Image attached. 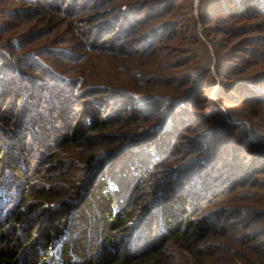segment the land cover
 Returning <instances> with one entry per match:
<instances>
[{
  "label": "trees",
  "instance_id": "16d2710c",
  "mask_svg": "<svg viewBox=\"0 0 264 264\" xmlns=\"http://www.w3.org/2000/svg\"><path fill=\"white\" fill-rule=\"evenodd\" d=\"M31 1L41 2L40 0ZM49 1L54 0H47L44 8L64 13L62 6H48ZM92 1L93 5L115 3L113 7L115 15L103 21L101 31L109 35L105 43L100 47L87 46L85 51L97 50L117 59L126 56L127 59L124 62L151 65L148 71L152 73H146L148 71L145 69L133 71L131 67H126L124 70L131 73L133 80L136 79L128 83V87L123 90L91 89L84 97L75 90L82 82L78 81L75 86H71L69 79L55 75L60 84L65 83L71 86L59 94L60 99L55 97L58 93L52 91L54 89L57 91L61 87L49 88L41 80L29 76L30 73L25 70V64L28 62L25 54H20L15 60H9L2 55L4 64L8 66L19 64L20 68L13 67L12 72L0 73V89H5L4 87L7 86L8 89L6 88L4 92H10L6 99L0 100L1 109L5 108L6 100L10 99L14 102L19 98L17 92L26 87H31V94L36 91L39 94L48 92L50 97L46 103L28 97L25 103L28 108H22L23 115L21 113L20 118L16 115L18 108L13 109L12 105L9 107L7 105L5 116L1 117L0 113L2 128L0 132H4L0 133V140L4 144L0 147V264H218L217 262L222 261L229 252L232 254L230 258L234 259V262L230 264H264V245L262 244L258 247L260 253L253 255V259L247 257L240 259L225 246L226 243L230 247H240L242 251H246L245 255L250 252V246L247 245L249 241H235L234 236L233 238L230 236L234 226L225 224L224 221L231 220L228 216L219 222L220 217L215 219L212 214L208 215L207 218L203 217L197 222L200 228L193 229V219H186L199 201L214 194L212 190L215 187L212 183L221 177L217 175L220 169L225 170L226 173L219 184L227 186L229 190L244 186L254 188L257 186L258 175L264 174V123L250 121L252 126L250 123L247 126H235L226 117L210 113L202 118L209 120L213 126L203 135L189 139L187 132L190 126L183 125L179 119L187 115L191 108H198L200 99L194 94L199 87L194 89L182 87L171 97H164L161 94L164 86H170L172 82L179 79L183 85L192 79L197 83L201 80L202 82L210 81L211 69L205 73V77L202 73L190 76L182 75L181 68L173 67V64L180 61L171 64L167 61V57L164 58L167 62L163 64H158L154 60L147 63L152 57H157L156 50L161 43L188 38L187 33L190 27L179 14L178 7V4L186 0ZM198 9L205 26L211 23L217 24L208 27V32L222 36L225 42H233L224 48L226 53H223L221 63L216 64L215 68L217 75L229 80L230 84L236 83L234 76L243 71V67L233 62L250 64L252 62L249 63L244 58L246 59L247 56L252 58L257 54V51L253 52L244 46L251 44L264 46L263 39L260 42L254 39V42L249 44L252 40L246 37V34L263 30V27L253 25L257 28L253 29L251 25H240L234 29L227 25L246 22L248 18L254 20L261 18L260 14H264V0H199ZM18 13L20 14V12L14 13L15 16H19ZM68 14L71 15L72 12ZM90 32L91 30L87 35ZM238 38L240 39L237 42ZM94 39L97 41L96 38ZM217 46L220 47L221 43ZM228 48H230L229 51ZM239 48L241 50L245 48L246 51L238 55ZM176 50L178 55L188 53L181 45L176 46ZM161 58L159 56L158 59ZM224 59H226L225 62ZM164 72H167L166 79H162L160 75L161 73L166 75ZM260 73L259 79L253 77L245 79L246 75L241 74L240 76L243 77L240 80L243 82L241 87L255 88L256 93H247V91L243 96L251 106L264 112V91L260 89V86H264V70ZM202 77L204 79H201ZM49 85L51 86V83ZM127 88L134 90V94L137 92L139 96L134 95ZM239 89L240 87L235 90ZM101 94H105V97H97ZM0 96V98L3 96L1 92ZM222 96L225 95L211 97L209 94L207 99L219 101L223 98ZM70 98L73 101L81 98L89 99L86 109H90L92 116L87 118V131L93 128L102 130L117 122L130 124L136 121L147 123L153 120L155 123L131 130L128 135L130 143L122 146L116 156L103 158L98 164L92 161L86 165L81 164L83 157L77 153V150L79 147L82 148V141L88 132L85 133V130L82 133V129L77 128L78 124L68 127L62 125L66 127V135H62L59 144L55 147L58 152L52 149L46 154L42 151L49 147L45 137L58 130L56 127L50 130L43 127L44 135L38 126L45 116L50 117L53 111H59L61 117L66 118L68 111L74 108L65 105L71 100ZM128 99L136 101L140 106H145L148 115L140 114L142 113L140 110H144L140 109L138 112L131 111L129 116H119L118 112H123L122 107ZM227 99L232 98L227 97ZM42 103L47 104L46 107H43ZM58 104L61 105L60 110ZM96 106L99 107L96 108ZM101 106H108V108L115 106L113 116L100 118L98 113ZM158 109L162 110L156 115ZM94 110L96 115H93ZM93 116H97L98 120ZM175 124H178V127ZM78 134L81 136L79 137ZM38 136L41 141L38 140ZM29 146L41 151H38L37 167L34 169L30 167L31 169L26 171L25 166L24 171L20 165L21 163L25 165ZM143 150V153L153 151L154 161L149 159L146 165L140 164L136 167L137 169L132 166L133 171L130 172L137 176V183L140 180L146 183L152 180V175L158 174L156 170L159 168H163L160 172L166 170L159 179L163 181L154 182L153 193L144 194L145 186L142 187L140 182L135 192L132 191L130 196H123V183L125 184L123 175L126 174L120 175L122 182L116 181L111 176L109 167L120 157L131 154L139 156ZM62 153L65 154L63 159H61ZM180 155L184 156L182 159L184 165L170 167V158L174 161ZM240 155L245 163L235 164L236 157ZM62 160L64 162L66 160L68 172L59 170L55 174L47 169L49 175H45L44 171L46 167H49L48 163L53 162L54 167H57ZM226 162H230L231 165H222ZM77 164L87 173L81 183L72 181L69 175L71 168L73 169ZM171 168L172 170H169ZM30 174L34 175V183L29 179ZM169 174L170 178L164 180ZM105 178H108V187L104 183ZM107 189H111L113 193ZM138 198H143V201L138 202L140 200ZM33 199L35 200L32 201ZM29 208L40 211L37 214L34 211L35 216H32ZM139 213L141 217L139 216V220L135 221V216ZM157 220H160L158 228H161V231L159 232L158 230L155 232ZM96 226L99 227L96 238L101 236L97 247L93 237ZM136 230L137 233L134 234ZM143 232L147 235L136 236ZM89 234L92 235L89 236ZM118 234L121 236L116 243L112 238ZM123 236L127 240L126 243L121 241ZM170 242L180 248V253H172L170 248H167Z\"/></svg>",
  "mask_w": 264,
  "mask_h": 264
},
{
  "label": "rangeland",
  "instance_id": "374dc122",
  "mask_svg": "<svg viewBox=\"0 0 264 264\" xmlns=\"http://www.w3.org/2000/svg\"><path fill=\"white\" fill-rule=\"evenodd\" d=\"M40 1V3H37L36 1L32 2L31 0H0V73L3 71L12 72L13 67L20 68L19 64L10 66L4 64L2 61V55L8 57L9 60H15L16 57L20 54H25L28 58V62H26L27 64H25V70L30 73L29 76H33V79L41 80L43 83L48 85L49 88L61 87L57 91L56 89L52 91L53 93H58L57 96H55L56 98H60V93L68 90L67 87L75 86L78 81L79 83L82 82V84L78 86V90L76 88L75 90L77 91V93L83 94V97L88 95L87 91H90L91 89L95 90L96 88H117L123 90L125 87H128V83L136 80H133L131 73L129 74V72L127 73L126 70H124L126 67H131L133 71L144 69L147 71L150 70L151 65L149 64L141 65L140 62H138V64L136 63V65L135 63L132 64L130 62H124V60L127 59L126 56L124 58L117 59L97 50H92L91 52L85 51L87 46L92 47L94 45L95 47H100L101 45H103V43H105V39L109 37L106 32H102L101 30L103 27V21H106V19L111 18L115 15L113 9L115 3L109 2L105 5L103 3L100 5H93L92 0L91 2L90 0L49 1L50 4H48V6H62V10L64 11V13H61L59 11H56L55 9L51 10L50 8H44V6L47 5V0ZM198 5L199 0H186L178 4L179 14L181 15V17H183L184 21L189 24L190 27V30L187 33L188 38L181 41L177 40L175 42L168 41L161 43L156 50V55L158 58L159 56L162 58L159 60L155 56L148 60L147 63H151L153 60L157 61L158 64H163L167 61L173 64L180 61V63L173 64V67H176L175 69L181 68L183 72L182 75L184 74L190 76L202 73V76L205 77V73H207V71L211 69V75H209L210 81L202 82L201 80L200 83H197L194 79H192L189 83L183 85V83H181V80L179 79L172 82L170 86H164L161 90V94L164 97H171L182 87L190 89L199 87V90H195L196 93L194 94L196 98L200 99V102L197 106L198 108H191L187 115L185 114L179 119V121L183 125L189 124L190 128L188 130L189 132H187V136H189V139L203 135L206 130L210 129L213 126V124H211L209 120L202 118L203 116L210 113L226 117L229 122H231L235 126H247V124L249 123L252 126V122L250 121L264 123V112L260 111L254 106H251L249 104L250 102H248L245 96H243L247 91V93H256L255 88L251 86L241 87L243 85V82H241L240 80L243 77L240 76L241 74L246 75L245 79H249L252 77L259 79L261 78L260 71L264 70V46H260L259 44H251L252 42H254V39H257L258 42L263 39L262 42L264 44V14H260L261 18L255 20L252 18H248L246 22H235L229 23L227 25L230 26V28L233 27L234 29L238 28L240 25H251L253 29H257L256 27H254L257 25L263 27V30H258L257 32H247L251 34H246V37H249L252 41L249 43L251 45H246L244 47L247 49H251L253 52L257 51V54L252 58H250L249 56H247L246 59L244 58V60L249 61V63L251 61L252 63L250 64L243 62H233L238 63L236 65L240 64V66L243 67V71L237 73L234 76V80L236 83L230 84L229 80H225L221 76L217 75L215 65L221 63L220 60L222 61L223 53H226L224 52V48L228 47V45H231L233 42H225V40H222V36H217L207 31L208 27L212 25L215 26L217 24L211 23L208 26H205L200 18ZM16 12H20V14H17L19 16H15L14 13ZM68 12H72V14L69 15ZM215 22L216 21H214V23ZM89 30H91V32L93 30V32H90L89 35H87ZM98 35H100L102 38ZM180 37L178 39H180ZM89 38H91V41H89ZM94 38H96L97 41H95ZM239 39L240 38L237 39V42L239 41ZM87 43H89V45ZM220 43L221 46L218 47L217 45ZM180 45L181 47H185V50L188 51L187 54L178 55L176 53V46ZM245 48H243L242 50L241 48H239L240 50H237V53H239L238 55L246 51L244 50ZM229 49L230 48H228V51ZM169 56L171 58H168ZM166 57L168 59L167 61L164 59ZM225 60L226 59H224V62ZM146 73H152V71H148ZM164 73H166V75L163 73L160 74L162 76V79H166L168 77L167 72ZM55 75L69 79L71 81L69 85H71V83L72 85L69 86L65 83L60 84ZM204 77H202L201 79H204ZM49 83H51V86L49 85ZM239 87V90H235ZM4 88L5 89L2 90L0 89V92L3 94L0 100L6 99L10 94V92H4L8 89L7 86ZM127 89L129 91H132V93L134 94V90H130L129 88ZM260 89H263L262 91H264V86H260ZM31 92V87H26L25 89L23 88L17 92V96L19 98L14 100V102H11L10 99L6 100L5 108H0L1 117L7 114V108L12 105L13 109L15 107L18 108L16 111V115L20 118L22 108H28L25 104L27 103L26 100L28 99V97L35 101L41 100V102L43 103H46L48 101V97H50L48 92H45V94H39L38 91L34 92V94H31ZM63 94H65V92ZM135 94L139 96L137 92H135ZM209 94L211 95V97L219 95L225 96H222L223 98L219 101H209L207 99V95ZM104 95L105 94H101V96L97 97H105ZM227 97H230L232 99L228 100ZM43 103L42 106L46 107L47 104L43 105ZM58 103L63 104L61 102ZM124 103L125 104L122 107L124 110L123 112H118L119 116H129L131 111L136 110L138 112L140 109H144L143 111L140 110L142 112L140 114H142L143 116L148 115V111L146 110L147 108L143 105L140 106V104H138L136 101L128 99ZM87 104H89V99L87 98L76 99L74 101L71 99L66 102L65 105L70 108H74H71L70 111H68V116L66 118L61 117L59 111H53V114L50 117L45 116V118L42 120V123L39 124L38 129L44 135L45 133L42 130L44 128L50 130V128L53 129V127H56L58 131L49 133L45 137V140L47 141L50 148H45L47 150L43 149L42 151L44 153L48 154L50 153V150H55V147H57V145L59 144V140L61 139L62 135H66L65 129L69 125L76 126V124H78L77 128L80 130L82 129L81 132L84 133V131L88 128V124L86 123L88 121L87 118L89 116H92V114H90L89 112L90 109H86ZM97 107L99 106H96V108ZM101 107L102 108H99L100 113H98L100 118H109L113 116L115 106H111L110 108H108V106ZM58 109H61V105L59 104ZM95 110L93 115H96ZM161 110L162 109H158L156 115L160 114ZM96 120L98 119L96 118ZM153 122V120H150L147 123L136 121L131 122L130 124L125 122H117L103 128L102 130H100V128H93L92 130L88 131L86 130L85 133H88L85 135L82 141L83 144L81 145L83 146L82 148L79 147L77 150V153H80L81 157H83V161L81 162V164L86 165L90 161L96 162L98 164L103 158L108 159L116 156L117 152H119V149L122 148V146H127L130 143V141H128V135H130L131 130H136L138 127H144L147 124H153ZM62 125L67 126L63 127ZM175 126L178 127V124H175ZM78 136L80 137L81 135L78 134ZM38 137V140L41 141L40 136ZM248 137L251 136L248 135ZM169 141L170 139L168 140V143ZM3 145V142H1L0 140V147H2ZM39 147L40 146H38V149H40ZM28 150L29 152L25 157V165H23L22 163L20 165L22 170L24 168V171L25 166L26 171H29L31 169L30 167H33V169L37 167L36 160L38 158V151H41L35 150L34 148L32 149V147L30 146ZM143 152L144 150L139 156L131 154L128 156L120 157V159L115 162V164L109 167V171L110 173H112L111 176L116 181L122 182L120 179V175H123L124 173L126 174L123 175V181H125V184L123 183V196H130V193L136 190L137 185L141 183L142 187L145 186L143 190L144 194L149 192L153 193L154 190L152 185L154 184V182L163 181L159 179L161 178V175L165 174L166 170H164V172H160L163 168H159V170H156L158 171V174L152 175V180L147 183L144 181L141 182L140 180L141 183H137V176H134V174L130 172L133 171L132 166L137 169L136 167L140 164L142 166L146 165L149 159L154 161L153 151L145 153ZM61 157V159H63L65 157V154L62 153ZM183 157L184 156L180 155L178 156L177 160L174 161H172V158H170L171 162H169V166H172L174 168L180 165L183 166ZM234 163H245V160L240 155L236 157ZM47 165L49 167H46V170L44 171L46 176L49 175L48 170H50L49 172L52 171L55 174H57V171L59 170H63L65 173L68 166L66 160L65 162L64 160H62L61 164L57 167H54L53 162L48 163ZM222 165H231V163L226 162ZM129 168L131 170H128ZM169 170H172V168ZM219 171L220 172H218L217 175H221V177L212 183L213 187H215L212 190L214 191V194H211L212 196L208 195L209 197L207 196V198H205L203 201H199V204H197L198 206H194L195 209L188 215L186 219H193V229L195 227L200 228L201 226H198L197 222H199L203 217L207 218L208 215L212 214V216H215V219L220 217L219 222L223 220L225 216H228L231 220L224 221L225 224H230V227L234 226V228H232V234L230 236L232 238L234 236L233 239H235V241H249V244L247 245L250 246V252L249 254L245 255L246 251H242V248L240 247H230L228 246L229 244L226 243L225 246L234 252L233 255H236L240 259L241 257L253 259V255H258L257 253H260V249H258V247L261 246V244L264 245V174L258 175V177L256 178L257 186L254 188H248L244 186L229 190L227 186L224 187L223 185L219 184L221 183V181H223L222 178L226 171L222 169H220ZM86 174L87 173H85V169L80 168L79 164H77L76 167H73V169L71 168V172L69 175L72 181L81 183L84 177L86 178ZM167 176L164 178V180L170 178V174ZM29 179L33 181L34 175L30 174ZM32 183H34V181ZM104 183L108 187V178H105ZM124 186H127L128 188H125ZM107 190L109 192L111 191V189ZM143 198L138 200V202H142ZM34 200L35 199H33L32 201ZM34 211L35 209H31L32 216H35V214H37L40 210L36 209L35 214ZM217 212H221L222 216L219 213L217 214ZM140 215L141 214L139 213L137 216H135V221H137V219L139 220ZM159 221L160 220L156 221L155 232L157 230L158 232L161 231V228H158V225L160 223ZM94 229L95 230L93 231V237L95 241L94 243H96L95 247H97V242L99 243L101 236H99V238H96V233L98 232L99 227L96 226ZM135 233H137V230L134 231V234ZM90 235L92 234H89V236ZM146 235L147 234L143 232L140 235L137 234L136 236L144 237ZM120 236L121 235L118 234L112 239L117 243L119 242L118 238ZM121 241H125V243L127 242L124 236ZM167 248H170L172 253H180V248L176 244L174 245L172 242L168 243ZM231 255L232 254L230 252L227 253V256L222 258L223 260L217 263H233L234 259L230 258Z\"/></svg>",
  "mask_w": 264,
  "mask_h": 264
}]
</instances>
